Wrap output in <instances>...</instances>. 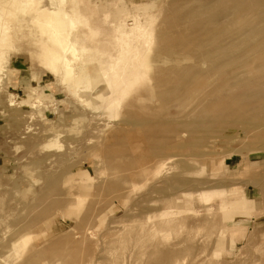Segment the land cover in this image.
Returning a JSON list of instances; mask_svg holds the SVG:
<instances>
[{
  "label": "rangeland",
  "instance_id": "374dc122",
  "mask_svg": "<svg viewBox=\"0 0 264 264\" xmlns=\"http://www.w3.org/2000/svg\"><path fill=\"white\" fill-rule=\"evenodd\" d=\"M18 1H0V264H264V0ZM43 11L77 21L60 70Z\"/></svg>",
  "mask_w": 264,
  "mask_h": 264
},
{
  "label": "bare ground",
  "instance_id": "6f19581e",
  "mask_svg": "<svg viewBox=\"0 0 264 264\" xmlns=\"http://www.w3.org/2000/svg\"><path fill=\"white\" fill-rule=\"evenodd\" d=\"M0 1L4 4L7 10H10V11L13 10L14 7L13 5H11L12 4L11 0H0ZM18 6L20 5L18 4ZM19 8H21V6ZM42 16L46 17V19L44 20V23L46 22L45 23L46 25L50 27L51 26L55 27L54 30H52L53 35L55 36L56 40L59 42V46H57L56 48L51 47V46L46 48L45 52L48 55V60L58 70H60L61 66L68 67L70 64L69 59H68V53L76 51L75 42L73 41L71 37V31L73 30V28L76 26V23H77L76 19L74 17H70V16L68 17L67 14H64L65 18L69 19L68 28L65 29L66 26L62 22V20L60 18H56L55 16L52 17L53 16L52 13L43 11ZM136 56H137V53H136ZM109 70H112V72L111 74L109 72L105 73L107 75V78L105 80L107 83V90L103 94L109 102L110 101L116 102L120 92L122 91L124 86H126V81L122 79L119 72H117L116 65L111 66Z\"/></svg>",
  "mask_w": 264,
  "mask_h": 264
}]
</instances>
